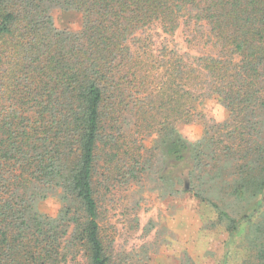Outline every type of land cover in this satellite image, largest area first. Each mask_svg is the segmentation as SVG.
<instances>
[{
    "label": "trees",
    "instance_id": "obj_1",
    "mask_svg": "<svg viewBox=\"0 0 264 264\" xmlns=\"http://www.w3.org/2000/svg\"><path fill=\"white\" fill-rule=\"evenodd\" d=\"M146 189L208 205L216 264H264V0H0V264H156L176 234Z\"/></svg>",
    "mask_w": 264,
    "mask_h": 264
},
{
    "label": "rangeland",
    "instance_id": "obj_2",
    "mask_svg": "<svg viewBox=\"0 0 264 264\" xmlns=\"http://www.w3.org/2000/svg\"><path fill=\"white\" fill-rule=\"evenodd\" d=\"M56 25L62 29L67 28L76 31L81 25V15L76 11H54ZM208 115L216 120L222 121L225 118V110L217 104H210L207 108ZM184 134L192 141L199 139L202 135L201 125H185L182 127ZM140 193V194H138ZM141 199V207L138 213L142 224H146L150 219L158 221L161 225L174 231L176 237L172 243L161 249L160 255L156 258V264H177L176 256L184 249H188L196 258L198 264H216L211 255H207L208 250L222 252L224 233L217 231L206 233L204 222L209 218H216L215 213L197 200L194 196L188 195L183 198H168L162 200L156 191H140L133 194ZM124 192L118 193L116 198H122L119 203L113 204L103 201V211L105 223L116 224L121 230L126 228V216L122 215L124 208L133 199V196L125 197ZM60 207L55 198H49L41 204V209L49 214L55 215ZM201 230H204L201 232ZM207 234V235H206Z\"/></svg>",
    "mask_w": 264,
    "mask_h": 264
}]
</instances>
